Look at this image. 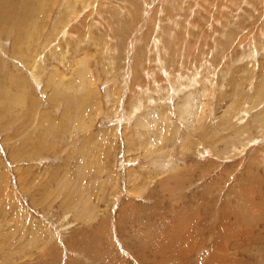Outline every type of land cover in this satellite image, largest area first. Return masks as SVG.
Instances as JSON below:
<instances>
[{
    "label": "rangeland",
    "instance_id": "374dc122",
    "mask_svg": "<svg viewBox=\"0 0 264 264\" xmlns=\"http://www.w3.org/2000/svg\"><path fill=\"white\" fill-rule=\"evenodd\" d=\"M10 2L0 264H264V0Z\"/></svg>",
    "mask_w": 264,
    "mask_h": 264
},
{
    "label": "bare ground",
    "instance_id": "6f19581e",
    "mask_svg": "<svg viewBox=\"0 0 264 264\" xmlns=\"http://www.w3.org/2000/svg\"><path fill=\"white\" fill-rule=\"evenodd\" d=\"M14 1V0H13ZM9 3H11L10 2V0H0V7L2 8V9H4V11L6 12V10H8L7 8H9ZM15 3V2H14ZM12 5V4H11ZM3 6V7H2ZM6 6V7H5ZM14 7V6H13ZM0 8V20H3L4 18H5V16H4V13H3V10ZM11 8V7H10ZM11 11V10H10Z\"/></svg>",
    "mask_w": 264,
    "mask_h": 264
}]
</instances>
